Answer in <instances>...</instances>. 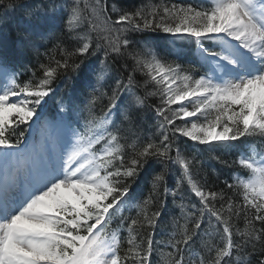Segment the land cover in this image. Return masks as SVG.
I'll use <instances>...</instances> for the list:
<instances>
[{
  "label": "snow or ice",
  "instance_id": "obj_1",
  "mask_svg": "<svg viewBox=\"0 0 264 264\" xmlns=\"http://www.w3.org/2000/svg\"><path fill=\"white\" fill-rule=\"evenodd\" d=\"M157 31L177 57L195 45L198 79L160 58L151 39L132 38ZM95 53L105 67L85 74L48 119L56 80ZM109 59L120 74L105 79ZM149 111L155 131L140 136ZM25 128L45 146L26 144ZM181 137L208 151L239 147L232 163L246 171L226 189L199 181ZM253 137L264 143V0L133 10L118 0H0V264H160L154 254L163 264H264V149ZM150 162L145 198L133 185Z\"/></svg>",
  "mask_w": 264,
  "mask_h": 264
},
{
  "label": "trees",
  "instance_id": "obj_2",
  "mask_svg": "<svg viewBox=\"0 0 264 264\" xmlns=\"http://www.w3.org/2000/svg\"><path fill=\"white\" fill-rule=\"evenodd\" d=\"M112 0H109V3H111ZM120 6L124 7L128 10H133L137 7H140L144 4H147L149 2L151 3H160V0H118ZM166 3H175L180 5H188L192 4L193 6H196L197 4H203L204 6H207L204 2H201L200 0H164ZM7 40L9 42L15 41L16 33L13 29L7 30ZM145 37L152 40L154 47V50L158 53L159 57L164 59L166 62H178L180 63L185 69H191L195 68V73H192L191 71L189 74H193L195 79H198L199 74L203 72V69L199 68V65L197 63V58L189 55L188 53L184 52L181 56L177 57L176 55H173L170 49L173 48L169 36L166 33L163 32H148V33H133L132 38L138 39L142 43L145 41ZM51 47V46H50ZM42 52L44 50H41ZM53 55L56 56L57 59H60V56L58 53L53 52ZM44 62H47V57H44ZM77 60L83 59V63L81 64V68L86 66L89 62L93 61V59H98L99 61H103V54L102 53H95L91 56H87L84 58H76ZM27 62V61H25ZM19 60L16 59V63L18 64ZM36 61L33 59L31 61V64H29V67L31 68L33 64H35ZM108 64L115 73V75L120 74L118 70L120 69V63L116 61H112L109 59ZM80 72V71H79ZM77 72L72 71L71 69L66 74H61V76L56 80L54 88L55 93L53 95H50L48 98V109L51 110V112L48 113L49 117H55L56 116V109L57 104L61 97H66L68 95L67 90L65 88L69 84V78L76 74ZM38 75L40 73L38 72ZM30 76V73H26L22 79H27ZM138 79H140L141 82H143V75L138 73L137 74ZM104 91H107L105 88ZM158 103L159 98L153 97L150 98L149 103ZM52 104V105H51ZM99 105L97 106V115H100ZM173 107H176L175 105ZM83 123V121H81ZM156 121L153 117V113L149 111L145 115L141 117V123L138 125V132L140 136H148L151 137L152 133L155 131L154 125ZM25 132L28 131L27 128L24 129ZM27 136V133H26ZM25 136V137H26ZM135 138V137H133ZM257 150L264 149V143L260 142L259 137H253L249 141ZM234 144L238 145L240 144L239 141L233 142ZM179 147L181 148L182 152L187 154L189 158L191 156L197 157V160L199 161V164L194 172V178H197L199 181H207L209 186H213L215 189L219 190L222 188L226 189L225 181L228 183H235L236 181L232 179V177L235 174H240L244 171L243 166H240L237 164H233V161L238 160V157L240 155V148L234 147L230 149H224V148H216L213 151H208L207 146L200 145L198 143H195L191 141L188 138L181 137L178 141ZM219 157V159H217ZM223 161H228V164L223 163ZM152 170H153V164L150 162L148 165H145V169L140 173L139 177L136 180V183L133 185L134 192L137 195H142L143 197H147L149 192L151 191V180H152ZM178 178V177H176ZM176 178H169L168 184L171 187L174 183V179ZM229 194H231V191H229ZM234 199L239 202L240 197H234ZM184 203H188V200H185ZM167 206L169 208L174 207V205L171 202V197L168 198ZM135 215V212L132 213ZM175 216L179 217L180 213L177 210L174 213ZM171 220V217H169V221ZM180 223L183 224V220H180ZM191 227V225H189ZM240 227H243V224L241 223L239 225ZM115 227V225H113ZM165 231H172L170 225L164 226ZM156 239H160V235L158 234L156 236ZM168 249H164V252H167ZM156 255V259L160 261V264H163V260L160 254H154Z\"/></svg>",
  "mask_w": 264,
  "mask_h": 264
},
{
  "label": "rangeland",
  "instance_id": "obj_3",
  "mask_svg": "<svg viewBox=\"0 0 264 264\" xmlns=\"http://www.w3.org/2000/svg\"><path fill=\"white\" fill-rule=\"evenodd\" d=\"M56 135V132L53 130V131H51V135L50 136H55ZM41 139H42V135H38V140H40L41 141ZM42 141H44L43 139H42ZM49 146V145H48Z\"/></svg>",
  "mask_w": 264,
  "mask_h": 264
}]
</instances>
